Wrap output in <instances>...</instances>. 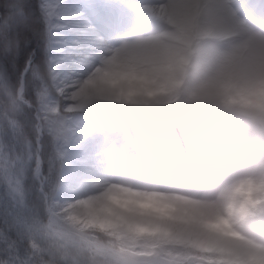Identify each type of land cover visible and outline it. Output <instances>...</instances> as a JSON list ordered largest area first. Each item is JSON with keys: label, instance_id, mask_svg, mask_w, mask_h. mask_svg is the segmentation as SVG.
I'll return each mask as SVG.
<instances>
[{"label": "clouds", "instance_id": "1", "mask_svg": "<svg viewBox=\"0 0 264 264\" xmlns=\"http://www.w3.org/2000/svg\"><path fill=\"white\" fill-rule=\"evenodd\" d=\"M117 6L137 26L74 82L72 65L48 42L60 27L58 10L47 0H0V21L6 26L7 15L19 10L38 26L45 53L30 76L15 80L0 63L4 126L17 112L34 111L36 117L15 145H0L5 176L27 172L46 141L74 134L77 114L70 109L116 110L127 100L149 125L139 136L142 146L178 136L192 148L181 157L183 167L170 164L165 173L171 191L184 197L172 200L176 213L190 211L200 220L187 230L173 229L188 251L216 257L211 264H258L256 258L264 259V0H156L147 11L138 0ZM14 37L5 46L8 54ZM29 90L31 101L24 96ZM13 100L17 107L9 113ZM49 155L64 167V159ZM35 163L39 179L41 161ZM249 183L256 185L251 193L245 190ZM219 217L227 223H204ZM126 243L148 241L130 234Z\"/></svg>", "mask_w": 264, "mask_h": 264}, {"label": "rangeland", "instance_id": "2", "mask_svg": "<svg viewBox=\"0 0 264 264\" xmlns=\"http://www.w3.org/2000/svg\"><path fill=\"white\" fill-rule=\"evenodd\" d=\"M47 2L53 5V11L58 10L54 17L57 24L67 21L72 15L71 11L78 10L75 16L78 23L64 26L78 30L76 34L70 38L61 37L62 34L58 33L60 27H56L48 41L52 49L66 57L73 69L71 79L74 82L78 81L81 69L87 68L84 65L105 55L115 42L106 46L100 37L94 39L85 34L88 28L85 27L87 26L85 23L80 22L84 15L82 12L84 6L93 5L98 9L99 5L94 0H47ZM122 3L127 4L120 0L113 5L114 24L112 26L106 24L111 31L115 30V23L119 19L121 21L130 18L124 7L117 6ZM98 11L100 14H106L100 8ZM122 31L124 28L118 30ZM61 44L69 48L61 50ZM2 86L3 84H0V87ZM122 102L129 103L127 100ZM17 103L15 100L9 102V113L16 110ZM70 111L77 114L73 125L74 134L65 138L61 132L58 140L52 144L46 141L43 149V155H48L44 171L49 169L52 163L58 165L50 158V153L58 159L65 160L62 169L58 165L55 180L48 177V181H45L42 172L43 180L38 179V183L31 175L26 181V174L31 170V166L27 172L20 171L6 177L5 169L8 162L0 152V182L16 181L21 185L22 204L26 209L22 213L23 226L18 227L12 223L11 203L0 201V229H6L9 239L15 241L14 248L0 242V264H128L124 259L126 257L149 264L160 262L211 264L216 257L192 254L183 242L182 234L173 232L174 228L180 226L181 221H175L177 224L169 222L164 225L159 221L161 215L151 212L139 213L138 210L120 205L125 199L123 192L120 196L122 198L112 203L108 192L103 196L101 189L94 187L97 183V173L102 172L108 177L107 180H111L109 185L152 196L159 195L168 198L167 201H163L166 204L172 203L174 199H183L181 194L171 191L165 173L169 170L170 164L177 168L183 167L181 157L186 152H192L191 146H186L184 142L173 137L162 138L155 145L142 146L139 136L147 133L148 129H145L137 119L129 118L132 121L123 120L121 123L104 115V111L112 112L111 110L88 105H77ZM119 112L127 114L128 111ZM4 117L3 97H0V145L4 143L15 145L21 132L19 112L8 116L6 127L3 123ZM121 129L128 130V133L121 132ZM88 144H92L97 150L92 153L90 161L86 162L84 156L88 153ZM49 179L54 185H51ZM81 188L86 189L79 193L78 190ZM255 189L256 185L249 183L245 190L251 193ZM5 219L9 221L8 225L4 224ZM219 219L221 220L219 224L227 223L223 217ZM190 227L188 225L185 230ZM130 234H135L141 240L147 239L148 243L144 246L137 243L129 247L126 241ZM231 235L237 239H245L236 232H232ZM256 259L258 264H264V259Z\"/></svg>", "mask_w": 264, "mask_h": 264}, {"label": "bare ground", "instance_id": "3", "mask_svg": "<svg viewBox=\"0 0 264 264\" xmlns=\"http://www.w3.org/2000/svg\"><path fill=\"white\" fill-rule=\"evenodd\" d=\"M94 1L99 5L98 9L100 8V10L105 11L109 15H111V12L113 10L111 7L112 4H115L117 2V0H94ZM123 1H125L127 4H132L134 2H137V0H123ZM153 1H156V0H138V2L141 3L145 7L146 11L150 10L149 6L153 4ZM84 8H85L84 12H82L84 13V15L80 22H83L87 25L85 27L88 29L86 30L85 34L94 39L100 36L101 39L105 40L104 43L106 44V46L108 45L110 41H116L122 37L131 35L135 27L138 24V20L130 15V18L128 20L118 21L117 25L115 26L116 30L110 32L108 29L101 27V25L108 24V20L100 16V11H98V9L94 8L93 5H90L89 7L84 6ZM77 11H78L77 9L76 11H71L72 15L67 18V21H61L58 24L60 25V30L58 33L62 34L60 35L61 37L63 36V37L70 38L74 36L76 32L78 31L74 28L72 29V27L70 28L64 27L67 25L72 26L78 23V20L75 18V16L78 14ZM132 23L134 25H132ZM120 28H124V31H122L121 34L118 33V30ZM60 46L62 47L61 50L69 48V47H66L64 44H61ZM92 61H89V63H91ZM89 63L84 66L88 67ZM86 69L87 68H82L81 74L83 71H86ZM128 105L129 103L120 101L119 108L114 111L130 110L128 108ZM107 110H110V109H107ZM87 146H89V149H88V153L84 156V158L86 159V162H89L90 159L92 158L91 157L92 153L96 152L97 149L94 148L92 144L90 145L88 144ZM107 179L108 177L102 172L97 173V183L94 187L100 188L101 192H103V196H106L105 192H108L110 196V201L112 203L115 202V200L117 199H121L122 198L120 197L121 192H123L125 194V195L123 194L125 196V199L122 200V203H120V205L122 206L126 205L131 210H138L137 212L139 213L151 212L156 215H161L160 216L161 219L159 221H162L164 225H167L169 222H175L179 220L182 222L180 225H182L183 228L185 229L188 225L192 226L193 224L200 222L199 217H197L196 215H193L192 212L190 211H185L183 214H177L173 203L171 202H169L168 204L163 203V201H167L168 198H162L159 195L152 196L144 192H138V191L131 190L128 188L118 187L116 185L112 186V185H109L111 180L109 181ZM85 189L86 188H81L80 190H78V192L81 193ZM116 204L117 203H115V205ZM219 221L221 220L220 219L216 221L206 220L204 221V223L212 227H217L219 226ZM175 224L177 223L175 222ZM125 260L129 264H146L142 261L131 259L130 257H126ZM159 264H166V263L160 262Z\"/></svg>", "mask_w": 264, "mask_h": 264}, {"label": "snow or ice", "instance_id": "4", "mask_svg": "<svg viewBox=\"0 0 264 264\" xmlns=\"http://www.w3.org/2000/svg\"><path fill=\"white\" fill-rule=\"evenodd\" d=\"M29 7H33L29 5ZM19 17L17 10H13L11 14L7 15V25L0 21V63H2L8 70V73L13 76L14 79L18 77L30 76L32 72V66L40 55V49L36 46L29 45L24 48H20L19 52L15 51V46L12 44L13 51L8 54L5 51V46L9 42L10 38L15 35V25L17 24ZM4 81L0 80V84ZM2 185V191H0V201H8L12 205V223L18 227H22L24 223L23 215L26 211L22 204L23 189L21 185L12 181L4 180L0 182ZM4 224L8 225L9 221L4 220ZM0 242L5 245H9L11 248L15 247V241L9 239L8 231L6 229H0Z\"/></svg>", "mask_w": 264, "mask_h": 264}, {"label": "trees", "instance_id": "5", "mask_svg": "<svg viewBox=\"0 0 264 264\" xmlns=\"http://www.w3.org/2000/svg\"><path fill=\"white\" fill-rule=\"evenodd\" d=\"M36 0H28V3L34 4ZM3 10L0 9V12ZM17 15L19 17L17 24L15 25V37L12 41V44L15 46V41L18 39L20 43V48H24L29 45L36 46L40 49V55L38 59L35 61L33 65L36 63H39L42 58L44 57V45L41 44L39 34L37 32V25L32 21H26L24 16L20 13L19 10H17ZM2 68V67H1ZM3 70V69H2ZM14 79V78H13ZM15 80V79H14ZM25 96L31 101L33 99L32 92L29 90L25 93ZM52 114H55V106H52ZM19 117L22 125L20 136L23 134L25 128L31 124L32 121L35 120L34 111H25V112H19ZM44 160L45 164L48 163V155L44 154ZM52 167V165H51ZM50 167V168H51ZM53 172L55 171V168L52 169ZM48 171V170H47ZM51 252L52 249H51ZM46 255H50L46 253Z\"/></svg>", "mask_w": 264, "mask_h": 264}]
</instances>
